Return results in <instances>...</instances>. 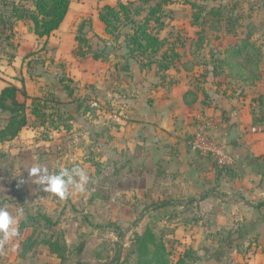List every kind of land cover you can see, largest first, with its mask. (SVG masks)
Instances as JSON below:
<instances>
[{"label":"rangeland","instance_id":"obj_1","mask_svg":"<svg viewBox=\"0 0 264 264\" xmlns=\"http://www.w3.org/2000/svg\"><path fill=\"white\" fill-rule=\"evenodd\" d=\"M118 1L72 0L66 22L49 37L45 49L29 22L0 23V89L15 84L19 98L28 104L41 98L47 111L57 115L53 124L59 126L30 117L31 124L16 139L0 143V207L13 216L22 210L14 225L18 234L8 241L0 234V264H135V237L147 227L162 236L176 264L183 249L176 237L180 209L163 207L162 202L178 198L157 184L155 174L165 169L159 159L168 158L172 165L177 142L199 152L192 146L195 131L185 133L184 143L178 135L184 126L198 129L204 119L210 139L224 144L217 114L240 107V117L264 121V0H174L165 8L166 26L160 35L175 42L181 58L177 67L166 70L127 59L120 43L123 35L105 32L99 7ZM213 7L232 20H214ZM83 23L90 55L100 53L102 59L74 55L75 36ZM248 36L261 49V78L256 80L226 63V50ZM183 94L191 105H182ZM163 119L167 125H162ZM36 166L48 169L41 175L58 174L61 168L71 173L79 166L89 181L83 192L70 186L71 194L60 199L34 182L29 170ZM39 213L57 224H35L38 237L65 242L64 259L45 244L22 255V241L35 227L20 224L30 223L28 216ZM201 246H193L196 256L187 264L216 260L198 255ZM218 259L219 264L232 263L230 258Z\"/></svg>","mask_w":264,"mask_h":264},{"label":"trees","instance_id":"obj_2","mask_svg":"<svg viewBox=\"0 0 264 264\" xmlns=\"http://www.w3.org/2000/svg\"><path fill=\"white\" fill-rule=\"evenodd\" d=\"M173 1L119 0L116 5L104 4L99 7L98 16L105 26V32L109 35H123L124 39L120 43L121 47L126 50L124 55L127 59L139 61L143 67L156 63L160 70H166L172 66L177 67V62L181 58L175 42H170L167 37L160 35L166 26L163 20L165 8ZM189 3L192 7L197 6L193 1ZM70 6L71 0H0V23L6 26L13 21L29 22L30 30L39 40L43 41L41 49H45L49 37L65 21ZM210 13L216 21L226 19L228 23L232 20L230 16L225 18L220 8L213 7ZM199 17L196 14L195 20ZM123 27H128V31L120 32ZM84 29L83 23L79 26L75 36L74 55L79 59L89 56L97 60L102 59L100 53L95 52L90 55L89 39ZM250 36L226 50V63L236 67L240 73L247 71L251 78L256 80L261 78L258 72L261 49L251 41ZM123 69L129 71L128 64H124ZM189 94L196 95L192 91ZM47 109L46 102L39 97H34L31 104H28L26 100H21L19 88L15 84L4 86L0 90V143L16 139L23 129L31 124L30 117H36L44 125L51 123L53 128L58 129L59 126L53 124L55 119H58L55 117L56 114L48 112ZM2 120L4 123H1ZM28 219L31 222L22 221L20 227L28 229L33 226L35 229L33 228V231L22 241V255H26L38 244H45L51 253L64 259L67 251L66 243L54 236L39 238L35 225L43 222L44 227L50 228L54 227L57 221L40 213L29 215ZM133 251L136 254L135 264H172L170 248L162 236L150 227H147L142 234L136 235ZM194 255L192 248L187 247L179 254L176 264H187Z\"/></svg>","mask_w":264,"mask_h":264},{"label":"crops","instance_id":"obj_3","mask_svg":"<svg viewBox=\"0 0 264 264\" xmlns=\"http://www.w3.org/2000/svg\"><path fill=\"white\" fill-rule=\"evenodd\" d=\"M70 11L71 8L67 17ZM67 17L54 33L62 29ZM184 96L181 102L187 107L192 101ZM239 109L217 114L215 118L223 143L232 121H238L242 132L235 141L225 144L236 159L230 169L221 170L210 155L191 151L190 146L186 148L180 142L176 145L179 152L172 159L174 164L169 165L168 158L158 161L161 165L165 161L163 172L155 174L160 190L173 192L178 198L162 204L164 208L175 205L180 209L176 237L183 243L181 252L199 243L203 246L199 247L202 249L198 255L216 259H204L198 264H219V257L230 258L231 264H264V121L246 115L240 117ZM185 119L181 120L182 126L188 123L189 118ZM162 125H167L165 119ZM187 131H196L195 126H184L179 131L182 143ZM230 241L233 243L229 244Z\"/></svg>","mask_w":264,"mask_h":264},{"label":"clouds","instance_id":"obj_4","mask_svg":"<svg viewBox=\"0 0 264 264\" xmlns=\"http://www.w3.org/2000/svg\"><path fill=\"white\" fill-rule=\"evenodd\" d=\"M47 173V168L39 166L32 167L29 170V175L34 177V182L43 186V190L64 199L69 196L70 186L78 192L85 190V185L89 181V177L85 170L79 166H73L71 173L68 168H61L58 174L41 175V172ZM67 177V179H65ZM22 214V210H18L17 216ZM17 216H13L3 207H0V234H2L3 241H8L18 234V230L14 225L18 223Z\"/></svg>","mask_w":264,"mask_h":264},{"label":"built area","instance_id":"obj_5","mask_svg":"<svg viewBox=\"0 0 264 264\" xmlns=\"http://www.w3.org/2000/svg\"><path fill=\"white\" fill-rule=\"evenodd\" d=\"M208 128L209 122L204 119L195 131L192 141L193 148L201 154L210 155L221 168L234 166L235 157L227 151L225 144L216 143L210 139Z\"/></svg>","mask_w":264,"mask_h":264},{"label":"water","instance_id":"obj_6","mask_svg":"<svg viewBox=\"0 0 264 264\" xmlns=\"http://www.w3.org/2000/svg\"><path fill=\"white\" fill-rule=\"evenodd\" d=\"M239 124L237 120H234L230 123L228 131L224 135V144H229L235 141L240 135H241V130H239ZM130 229V228H128ZM126 229V230H128Z\"/></svg>","mask_w":264,"mask_h":264}]
</instances>
